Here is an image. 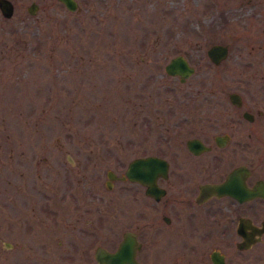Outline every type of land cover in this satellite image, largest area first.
<instances>
[{
	"label": "rangeland",
	"instance_id": "obj_1",
	"mask_svg": "<svg viewBox=\"0 0 264 264\" xmlns=\"http://www.w3.org/2000/svg\"><path fill=\"white\" fill-rule=\"evenodd\" d=\"M10 1L11 15L0 13V264H96L93 248L112 249L128 223L115 228L107 172L159 152L178 119L240 118L228 92L264 86V0H76L74 11ZM212 43L231 48L217 64ZM177 53L194 66L182 82L163 70ZM118 201L128 216L140 210L130 191ZM229 255L264 264V238Z\"/></svg>",
	"mask_w": 264,
	"mask_h": 264
},
{
	"label": "flooded vegetation",
	"instance_id": "obj_2",
	"mask_svg": "<svg viewBox=\"0 0 264 264\" xmlns=\"http://www.w3.org/2000/svg\"><path fill=\"white\" fill-rule=\"evenodd\" d=\"M224 44L223 59L231 49ZM253 89L240 86L239 91L228 92L238 94V104L229 102L241 109L240 118H181L175 131L196 132L175 143L166 138L183 134L161 135L160 151L144 154L163 161L156 169L153 187L149 182L128 180L123 172H107L111 181L106 185L115 190V228L128 222L119 229L120 237L111 250L128 231L137 240L135 258L141 264H238L237 256L229 252L239 255L262 242L264 231L254 235L258 240L249 247L237 246L243 236L237 230L239 222L241 231L247 233L251 227H261L264 220V86L258 88L259 96ZM258 103L263 109H252ZM232 172L231 190L227 191L226 179ZM113 181H128L134 187H114ZM125 191L141 198L140 210L134 215L128 216L124 206L119 209L118 197Z\"/></svg>",
	"mask_w": 264,
	"mask_h": 264
},
{
	"label": "water",
	"instance_id": "obj_3",
	"mask_svg": "<svg viewBox=\"0 0 264 264\" xmlns=\"http://www.w3.org/2000/svg\"><path fill=\"white\" fill-rule=\"evenodd\" d=\"M60 1L65 8L68 10H74L76 8L75 0H58ZM37 5L34 2H30L27 6L29 13H34ZM12 3L10 0H0V13L4 17H9L12 13ZM206 55L208 59L214 63H219L226 55L227 49L225 44L213 43L209 45L206 50ZM163 69L166 74L171 76H177L180 82L184 81L188 76H190L194 67L189 64L187 59L181 53H177L168 58L164 63ZM229 100L232 103L238 104V94L235 92H230L228 94ZM162 160L154 155H143L131 158L127 164L126 168L123 171L124 176L131 181H137L141 184L149 182L151 187L154 185V178L156 176V169L161 166ZM233 172L226 179V190H231V183ZM153 183V185H152ZM240 189V186L237 187V190ZM241 221V220H240ZM241 223L237 227L238 232L242 236V240L237 243L239 248H247L249 245L258 240L255 237V234H260L264 231V220L261 223V227L254 228L251 227L250 231L245 233L243 228H241ZM138 247L137 240L131 232H124L122 234L121 240L118 242V245L113 250H108L103 246L97 245L94 248L93 256L97 264H141L135 258V251Z\"/></svg>",
	"mask_w": 264,
	"mask_h": 264
}]
</instances>
